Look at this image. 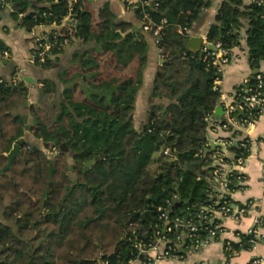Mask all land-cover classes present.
<instances>
[{"label":"trees","instance_id":"1","mask_svg":"<svg viewBox=\"0 0 264 264\" xmlns=\"http://www.w3.org/2000/svg\"><path fill=\"white\" fill-rule=\"evenodd\" d=\"M90 1L20 0L14 12L24 13L22 25L29 31L40 24L65 25L51 33L53 46L45 61L37 62L44 68L54 64L52 56L62 53L67 42L79 39L83 47L59 75L66 85L61 98L56 83L44 80L40 105L30 108V123L18 113L27 95L23 81L0 83V169L26 126L43 142L59 137L70 150L67 155L57 147L49 158L27 140L12 167L0 174V264H96L100 256L108 264H129L137 256L133 232L152 241L164 227L161 209L169 211L171 220H196L205 206L215 204V150L208 146L205 118L221 97L214 88L219 73L213 58L204 60L202 53L189 50L190 35L178 30L191 28L209 1L150 0L135 9L140 19L146 11L154 23L166 21L158 44L163 62L152 87V96L166 103L154 105L139 129L134 110L148 62L142 53L147 41L127 33L132 25L118 21L107 4L96 15ZM68 16L76 19L75 26ZM244 26L250 66L259 69L264 63V5L224 0L207 39L231 52ZM8 48L0 40V49ZM134 61L137 69L131 74ZM255 76L238 87L240 103L256 87ZM247 144L238 143L231 151L247 157ZM76 161L82 163L80 170ZM238 176L229 177L234 191L243 187ZM198 236L209 238L204 229ZM251 237L242 234L241 240L225 244L227 259L251 249Z\"/></svg>","mask_w":264,"mask_h":264},{"label":"crops","instance_id":"2","mask_svg":"<svg viewBox=\"0 0 264 264\" xmlns=\"http://www.w3.org/2000/svg\"><path fill=\"white\" fill-rule=\"evenodd\" d=\"M14 1L20 4V0ZM29 1H33L35 4V0ZM208 1L209 5L204 8L200 18L194 22L191 28H188L187 32L190 38L201 37L203 41L207 40L208 32L211 26L216 22L220 7L224 0ZM252 1L253 0H244L245 4H250ZM106 4L113 11L118 21L130 23L132 25L130 30L137 35H142L150 46L148 62L144 69V81L138 92L134 110V123L137 128L138 125L141 126L147 119L148 111L154 105L166 103V100L152 96L154 78L158 74V67L162 60L153 35L142 30L141 20L134 10H125L121 0L90 1V7L96 10V15L99 13V8ZM17 9L12 7L11 4L10 7L0 9V40L9 47L8 49L12 53L10 59H5L0 64V73L7 78L17 75L20 81H23L24 86L27 88V95L23 105L18 109V113L22 116L28 115V120L31 121L32 116L30 108L40 105L44 80L56 83L58 95L62 97L66 85L61 81L59 75L66 67L70 66L73 52L83 47V43L79 39H73L67 42L64 45L62 53L52 56L54 64L51 67L44 68L40 64L34 63L31 59L37 51L36 36L32 34L31 30H27L22 25L24 13L15 14L14 12H16ZM32 10L33 8L30 6L28 11ZM66 20L69 23L71 22L69 19ZM64 26L63 24H41L35 26L33 29L38 36H43L61 31ZM66 27L69 28L68 26ZM178 30L179 32H183L182 27H179ZM241 37L240 44L235 46L231 51V60L224 66L220 74L219 88L221 97L214 112L216 119L220 122L227 119L225 107L227 99L237 91L238 87L243 85L247 78L254 75L256 70L252 69L249 63L246 26L242 29ZM193 52H200V50ZM57 57L58 61L56 60ZM132 63L136 62L134 61ZM135 65L137 66V63ZM259 72L264 73V63H262L259 68ZM25 100H27V103H25ZM219 107H222L220 113L217 112ZM241 114L243 113L240 112V115ZM27 131L28 127H26V132ZM208 137L212 143L220 139L232 137H235L236 140L248 137L251 140L250 154L246 159V163L240 169L245 175V183L242 185V188L236 190L232 194V198L238 205L244 204L250 199H254L260 203V209H262L264 213V110L253 125L246 126L245 128L235 127L233 130L229 131L220 130L217 133H208ZM222 225L225 228V232L222 234L221 238L238 241L236 233L238 231L242 233L247 232L249 228L253 226V219L251 216L242 218L241 220L230 217L226 218ZM262 235L263 237L260 243L255 248L244 250L230 260L227 259L224 245L221 240L211 238V242L207 246L201 247L196 246L190 240L182 239L176 244L177 255L172 258L160 260L158 264H195L203 262L207 264H250L254 257L264 255V228L262 230Z\"/></svg>","mask_w":264,"mask_h":264},{"label":"built area","instance_id":"3","mask_svg":"<svg viewBox=\"0 0 264 264\" xmlns=\"http://www.w3.org/2000/svg\"><path fill=\"white\" fill-rule=\"evenodd\" d=\"M58 1V0H54ZM75 1V0H71ZM259 5H264V0H253ZM125 10L130 11L144 7L150 3V0H121ZM10 7L9 0H0V9ZM48 13L44 12L43 16H47ZM66 19L71 20V22L76 25L77 21L75 18L68 16ZM141 20V28L145 32H149L153 35L155 43L158 46L162 38V30L164 27L165 20L161 23L156 24L152 21L148 12L143 11V16ZM56 24V23H53ZM41 25V24H40ZM38 26V25H37ZM183 31H188V28L183 29ZM31 32L36 36L37 41V51L32 57L34 63L44 62L46 58V53L50 51L53 46V40H51V34L38 36L34 29ZM209 44H213L215 49L209 48ZM203 54V59L208 60L213 58V65L216 71L219 73V77L216 78L214 83V88L219 89L220 74L222 73L224 66L231 60V52L222 46L221 42L211 43L207 40L203 41V46L200 50ZM12 53L9 49H0V64L5 59H10ZM256 87L250 95L243 97V103H240V94L236 91L230 98L225 102L226 107V120L218 121L213 114H209L205 120L208 125V133H217L220 130H232L235 127L245 128L246 126L253 125L260 117L262 111L264 110V73L259 72L255 76ZM251 77L247 78L243 85L250 82ZM8 81L12 86L19 83L20 78L14 75L7 78L0 73V83ZM221 92V91H220ZM259 110L257 113L254 110ZM240 112L243 114L240 115ZM209 139V137H208ZM247 139V140H245ZM240 141V142H239ZM245 141V142H244ZM249 141L251 147V140L248 137L236 140L235 137L225 138L215 141L214 143L208 142V146L213 148L215 151L212 155L213 166L216 168L214 170V191L212 192V197L215 198V204H209L205 206L198 214V219L193 218L182 219L176 218L174 220L170 219L169 211L166 209H161L162 213L160 219L164 222V227L162 231H157L155 237L150 242H146L139 239L136 232L134 238V248L137 251L136 258L132 259L129 264H158L160 260L165 258H172L177 255L176 244L182 239H187L192 241L196 246L205 247L211 242V238L221 240L223 245L230 244L231 239H222L221 236L225 232V228L222 223L226 218H234L236 220H241L242 218L251 216L253 219V226L245 233L238 231L236 236L238 241L241 240V235L246 234L252 236L249 240L252 244V248H255L261 241L263 235L262 230L264 228V213L260 209V203L254 199H250L244 204H236V202L227 199L232 198L234 190L229 188V177L232 173L238 172V184L243 185L245 183V175L240 171L242 166L246 163L247 157L237 156L233 151H231V146L240 143V146L247 147ZM214 144V145H213ZM48 150L49 154L54 155L58 149L54 147ZM165 154H170V150L165 149ZM250 154V152H249ZM221 200H224L221 204ZM206 230L208 232V239H200L198 233L200 230ZM168 234H173V238H170ZM161 246V248H160ZM250 250V249H249ZM96 264H108L107 260H104L101 256L98 258ZM202 264H207L203 262ZM250 264H264V255H258L254 257Z\"/></svg>","mask_w":264,"mask_h":264},{"label":"water","instance_id":"4","mask_svg":"<svg viewBox=\"0 0 264 264\" xmlns=\"http://www.w3.org/2000/svg\"><path fill=\"white\" fill-rule=\"evenodd\" d=\"M9 1H10L11 6L16 8V9L20 5L19 3L15 2L14 0H9ZM130 32H132V30H129L127 33H130ZM127 33H125V34H127ZM202 46H203V39L201 37H191V38H189V40L186 43V47L193 50V51L201 50ZM209 48L212 50L215 49L213 44H209ZM162 62L163 61H161V63ZM258 73H259V69H256L254 74H258ZM158 74H160V73L158 72ZM25 103H27V100H25ZM221 111H222V107H219L217 109V112L220 113ZM23 118L26 121L27 115H23ZM26 123H27V121H26ZM26 127H28V126H26ZM26 141L27 140L25 138H21L14 143L12 149L8 153V162L5 166H3L0 169V174L5 173L7 170H9L12 167L13 161L16 158V156L21 155V153H22L21 147H22L23 143H25ZM43 145H44V148H46V149H52L54 147H59V149L62 152H65L67 155H70V150H69L68 146L65 143L60 144L59 137H56V139L54 141L44 142ZM231 148H233V146H231ZM38 149H40L38 146H33V150H38ZM95 162H96V159L87 161L86 164L83 166V171L86 172L88 170V168L92 164H94ZM75 165L77 166V168L79 170L82 168V163L80 161H76ZM72 167L73 166H69V169L71 170Z\"/></svg>","mask_w":264,"mask_h":264},{"label":"rangeland","instance_id":"5","mask_svg":"<svg viewBox=\"0 0 264 264\" xmlns=\"http://www.w3.org/2000/svg\"><path fill=\"white\" fill-rule=\"evenodd\" d=\"M149 50H150V46H149V44L147 43V45L144 47L142 53L145 52V53L148 55ZM135 64H136V63H131V64H130V66H129V68H128V72H129V73H131V74L136 73L137 66H136ZM113 73H114V72H113ZM57 96H58V98H61L59 95H57ZM51 98H52V99H53V98H56V95H52ZM26 121H27V123H29V122L32 121V118H31V121H29V120H28V115H27V119H26ZM140 127H141V126L138 125L137 128L139 129ZM23 138H25L26 140H28L32 145H34V146H38L40 149H42L43 152H44L49 158H51V157L53 156L52 154H49V153H48L49 151L46 150V148H44L43 140L39 137V135L34 134V133H32L30 130H28V131L26 132V135H25ZM73 163H74L73 160L70 158V164H71V166H72Z\"/></svg>","mask_w":264,"mask_h":264}]
</instances>
